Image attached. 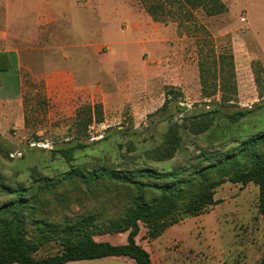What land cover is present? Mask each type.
Listing matches in <instances>:
<instances>
[{"label":"rangeland","instance_id":"1","mask_svg":"<svg viewBox=\"0 0 264 264\" xmlns=\"http://www.w3.org/2000/svg\"><path fill=\"white\" fill-rule=\"evenodd\" d=\"M49 1L0 0V51H21L18 65L0 73V142L6 147L0 151V172L9 187L0 193V205L10 202L17 188L24 189V197L38 196L27 209L28 233H34L38 220L117 219L135 195L108 181L88 185L78 177L63 180L70 167L54 149L81 143L85 147L76 150L80 170L84 165L88 171L149 168L159 177L140 180L165 185L170 182L166 170L182 166L188 172L181 177L190 178L209 165L203 149L218 160L219 152L235 145L222 130L214 133L212 144L191 132L188 125L203 113L217 106L230 113L260 105L257 114L264 117V12L260 17L245 0H220L226 12L211 17L182 0ZM109 3L117 9L108 26L89 24L88 33L77 32L82 18L108 17ZM157 6L164 11L152 15L149 8ZM201 64L208 91H213L214 73L219 87L224 77L234 83L232 102L222 105L220 91L211 101L204 98ZM168 89L176 94L161 113ZM215 120L228 123L226 118ZM175 129L183 132V140L172 160L145 154V148ZM221 144L223 149L215 148ZM46 185L50 188L43 190ZM145 196L149 201L160 197L155 190ZM214 199L219 202L195 214L186 213L182 204L159 226L141 223L138 242L154 264H259L264 256L259 187L225 183L215 189ZM126 236L112 239L119 244ZM61 252L52 241L35 256ZM67 264L136 263L108 257Z\"/></svg>","mask_w":264,"mask_h":264},{"label":"trees","instance_id":"2","mask_svg":"<svg viewBox=\"0 0 264 264\" xmlns=\"http://www.w3.org/2000/svg\"><path fill=\"white\" fill-rule=\"evenodd\" d=\"M185 6L193 9L201 7L208 16L221 15L226 12V6L220 0H182ZM184 8V6L182 5ZM164 11V7H150L152 15L157 11ZM183 18V17H182ZM156 19L159 17L156 16ZM179 19V18H178ZM182 20V19H181ZM226 57H220L224 59ZM229 58V57H227ZM230 59H233L230 56ZM16 55L9 52H0V73H8L16 64ZM202 65V86L205 99L213 100L221 92L222 105L232 102L235 92L234 83L228 78L220 80L219 87L214 73L213 91H208L205 80V71ZM233 67V62L231 61ZM2 78L0 76V86ZM220 89V90H219ZM173 89L165 93V102L162 111H167L172 102ZM261 99L264 96H260ZM219 104V103H217ZM220 105V104H219ZM260 105L251 108H242L230 113H224L219 106L214 111L202 114L200 121L188 125L189 130L196 135H204L209 144L213 143V135L222 130L225 136L235 144L225 152H219V159L209 157L207 150H202V157L209 162L207 167L197 168L190 178H182L188 169L178 166L168 169L165 177L170 180L165 185H152L141 181V178H158V172L149 168L136 170L109 169L102 167L88 171L86 165L80 170L76 162V150L85 146L78 143L75 146L54 149L53 153L61 156L70 167V172L64 175L63 180H74L78 177L84 184H97L108 181L112 185H120L127 191L135 192L129 207L117 219H101L97 215L78 217L63 224H51L44 221H34L33 234L27 231V209L38 202V196L24 197V189L17 188L14 198L10 202L0 205V264H67L78 261H91L108 257H126L136 264H154L150 253L138 242L141 223L159 226L160 222L173 216L183 209L186 213H198L203 208L217 204L214 199L215 189L225 183L240 184L246 187L254 184L259 187V213L264 224V117L257 114ZM226 118L228 123H221ZM213 125V126H212ZM246 126H252L254 131L249 132ZM214 127V128H213ZM166 137L157 145L145 148L143 151L150 158L157 161H170L182 148L183 132L180 129L166 132ZM125 145L120 144L123 149ZM224 144L217 149H223ZM130 148H133L130 145ZM0 151L6 147L0 142ZM9 155V152H6ZM217 155V156H218ZM10 156V155H9ZM178 177L179 180L174 181ZM41 187L43 190L50 188ZM0 172V193L8 191ZM155 190L159 194L157 200H146L147 192ZM127 235L122 243H115L112 238ZM99 238V239H98ZM58 242L62 252L56 255L37 258L35 255L43 245L49 242ZM259 264H264V256Z\"/></svg>","mask_w":264,"mask_h":264},{"label":"crops","instance_id":"3","mask_svg":"<svg viewBox=\"0 0 264 264\" xmlns=\"http://www.w3.org/2000/svg\"><path fill=\"white\" fill-rule=\"evenodd\" d=\"M51 2V1H49V0H40V2ZM57 2L58 1H62V0H56ZM64 1V0H63ZM92 0H90V2H91ZM108 1H110V2H113V0H108ZM262 1H264V0H245V3L248 5H250V8L252 9V11L253 10H256L257 12L256 13H261L260 14V17H261V15H262V13L264 12V10H263V6H262V4H261V2ZM110 4V3H109ZM114 3H111L110 5H109V9H110V12H109V15H108V17L107 16H103L101 19H99V18H96L95 20H88V19H85V18H82L83 20H80V22H78L77 23V25H76V29H77V32H79V33H88V28H87V25H89V24H95V23H97L99 26H101L102 27V29L105 27V26H108L109 24H110V22H111V20H112V18L114 17V13H115V11H116V9H117V6H114L113 5ZM119 7V6H118ZM74 8V6L72 7V8H66V9H63V11H69V10H72ZM120 8V7H119ZM62 10V7H60V6H57V10ZM48 9L47 8H44V11H47ZM96 12V11H95ZM45 15H47V13H45ZM46 18L45 19H47V18H49V17H47V16H45ZM92 18H95V17H93V15H92ZM49 19H51V18H49ZM88 21V22H87ZM79 28V29H78ZM72 30H75V28L74 29H72ZM102 31V30H101ZM99 32V31H98ZM261 33V32H260ZM259 42L262 44V42L260 41V38H259ZM127 44V43H126ZM262 46H263V49H264V45L262 44ZM78 47H82V46H78ZM0 52H2V51H0ZM3 52H9V53H13V54H15L16 55V59H17V65H18V63L21 61V51L20 50H17V51H11V50H6V51H3Z\"/></svg>","mask_w":264,"mask_h":264}]
</instances>
